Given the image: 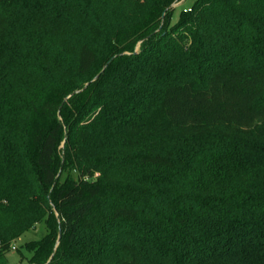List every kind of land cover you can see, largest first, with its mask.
Returning a JSON list of instances; mask_svg holds the SVG:
<instances>
[{
	"label": "trees",
	"instance_id": "16d2710c",
	"mask_svg": "<svg viewBox=\"0 0 264 264\" xmlns=\"http://www.w3.org/2000/svg\"><path fill=\"white\" fill-rule=\"evenodd\" d=\"M174 1L0 0V260L264 264V0Z\"/></svg>",
	"mask_w": 264,
	"mask_h": 264
},
{
	"label": "rangeland",
	"instance_id": "374dc122",
	"mask_svg": "<svg viewBox=\"0 0 264 264\" xmlns=\"http://www.w3.org/2000/svg\"><path fill=\"white\" fill-rule=\"evenodd\" d=\"M194 1L195 0H175L171 6L172 7L171 8L172 13H171L169 19L167 20V22H168L167 26H173L174 24H176L179 20L180 15H181V11L183 12V11L189 10V8L191 7V4ZM125 4H126L125 2L122 3L123 6H125ZM125 8L126 7H124V9ZM123 12H125L126 14L130 13L129 9H128V11L125 10ZM104 19H107V17H105ZM84 30L87 32L86 28ZM80 34H81L80 31L78 33H76L75 35L70 34V37L74 36V37H71V39H70L71 45L67 46V50H68V53H70L71 59L73 58L72 57L73 53L76 51L75 47L77 45V42H79V40H81ZM83 34H84V32H83ZM85 36L86 35H83V38H85ZM95 43H96V45H94L95 49L99 50L97 52L100 53V49L102 48V43L100 44V41H97V40L95 41ZM139 49H140V44H137L134 48V52H138ZM72 67H73V65L70 64V62H67L66 64H64V67H62L59 74L62 77L65 75L66 76L70 75L71 71H72ZM57 75H58V73H56V76ZM218 129L224 130L226 133H231L233 131L229 127H219ZM60 147H62V145ZM65 172L61 173L60 180H62L64 178ZM73 174H75V173H73ZM46 233H47V229H46L44 222L37 224L35 226L34 230H28V231L24 232L17 240L11 242L12 249L5 255V257L2 260H0V264H29L28 260L31 256V253L26 251L25 243L30 242V241L40 240Z\"/></svg>",
	"mask_w": 264,
	"mask_h": 264
},
{
	"label": "water",
	"instance_id": "95a60500",
	"mask_svg": "<svg viewBox=\"0 0 264 264\" xmlns=\"http://www.w3.org/2000/svg\"><path fill=\"white\" fill-rule=\"evenodd\" d=\"M59 233H60V231H59Z\"/></svg>",
	"mask_w": 264,
	"mask_h": 264
}]
</instances>
